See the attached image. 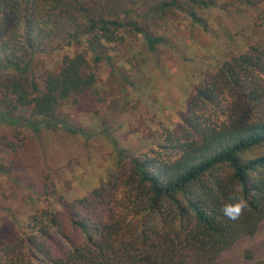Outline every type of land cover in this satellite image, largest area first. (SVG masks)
<instances>
[{"label":"trees","instance_id":"1","mask_svg":"<svg viewBox=\"0 0 264 264\" xmlns=\"http://www.w3.org/2000/svg\"><path fill=\"white\" fill-rule=\"evenodd\" d=\"M262 8L264 0H0V128L86 142L103 134L114 155L99 184L73 201L46 183L54 200L13 224L0 264H217L254 236L264 222V29L204 69L185 115L161 122L143 153L120 146L102 120L90 128L64 111L98 95L103 65L120 70L115 51L130 63L134 44L168 54L174 19L210 33L207 13ZM256 23L264 26V12ZM56 52L61 61L40 74L39 59ZM10 150L0 143V161ZM0 173L9 174L1 163ZM232 195L247 201L237 221L221 211Z\"/></svg>","mask_w":264,"mask_h":264},{"label":"rangeland","instance_id":"2","mask_svg":"<svg viewBox=\"0 0 264 264\" xmlns=\"http://www.w3.org/2000/svg\"><path fill=\"white\" fill-rule=\"evenodd\" d=\"M262 12L264 8L247 15L235 11L227 16L217 10L207 13L210 33L199 29L191 32L188 21L174 19L167 28L171 40L168 54L156 57L141 44H134L133 52L140 54L130 63L131 56L124 48L115 51L113 55H125L119 56L120 70L111 73L103 65L98 95L67 105L65 114L90 128L102 120L107 128L101 129H109L131 154L147 151L153 144L149 136L161 122L172 126L185 115L204 69L245 50L247 39L264 29L256 23ZM61 59L57 52L42 56L39 73L53 70ZM0 143L17 148L0 161L9 172L0 173V240L16 230L13 224L25 222L37 207L49 204L52 196L43 194L46 183L54 182L57 195L73 201L99 184L114 157L110 139L103 134L86 142L63 133L35 135L24 129L0 128ZM30 195L37 197L36 203ZM263 258L264 222L254 236L242 238L217 264H254Z\"/></svg>","mask_w":264,"mask_h":264},{"label":"clouds","instance_id":"3","mask_svg":"<svg viewBox=\"0 0 264 264\" xmlns=\"http://www.w3.org/2000/svg\"><path fill=\"white\" fill-rule=\"evenodd\" d=\"M229 203L223 205L222 214L232 221H237L247 208V201L242 196H229Z\"/></svg>","mask_w":264,"mask_h":264}]
</instances>
